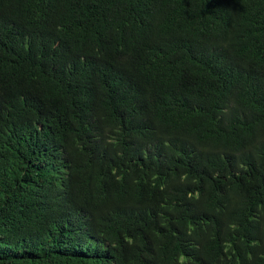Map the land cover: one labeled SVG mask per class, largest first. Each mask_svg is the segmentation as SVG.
Returning a JSON list of instances; mask_svg holds the SVG:
<instances>
[{
  "label": "trees",
  "instance_id": "16d2710c",
  "mask_svg": "<svg viewBox=\"0 0 264 264\" xmlns=\"http://www.w3.org/2000/svg\"><path fill=\"white\" fill-rule=\"evenodd\" d=\"M0 264H264V0H0Z\"/></svg>",
  "mask_w": 264,
  "mask_h": 264
}]
</instances>
